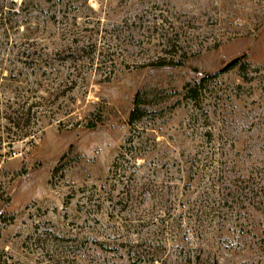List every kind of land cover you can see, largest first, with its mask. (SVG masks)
Wrapping results in <instances>:
<instances>
[{"label": "rangeland", "instance_id": "rangeland-1", "mask_svg": "<svg viewBox=\"0 0 264 264\" xmlns=\"http://www.w3.org/2000/svg\"><path fill=\"white\" fill-rule=\"evenodd\" d=\"M170 14L180 66L129 19ZM237 60L264 0H0V264H264V67L184 95Z\"/></svg>", "mask_w": 264, "mask_h": 264}, {"label": "trees", "instance_id": "trees-1", "mask_svg": "<svg viewBox=\"0 0 264 264\" xmlns=\"http://www.w3.org/2000/svg\"><path fill=\"white\" fill-rule=\"evenodd\" d=\"M140 15H146L140 14ZM130 20L133 19V22H135V35L139 36V33L145 32L150 34L151 39H156L159 44L162 45V49L164 51H167L169 55L173 53L172 57L177 56L178 61H175V65H182L180 61V57H183L185 53H183V43H189L192 40H190V36H185V31H183L182 28V22L179 20V18L175 14H170L168 16H162L158 15L152 18L151 21H141V18H137L135 16L130 17ZM130 23V22H129ZM126 24V23H125ZM117 30H121V26L118 25L116 27ZM190 35V34H189ZM162 66V65H161ZM264 67L262 66H255L254 64L250 62H241L240 60L234 61L232 64H229L225 67L224 70L213 74L209 75L203 78H200L197 81H194L193 83L187 84L184 88V95L188 102L192 105L197 107L196 105L200 103V101L205 97V96H211L212 95V90H209L210 88V81L214 78L217 77L219 74H224L228 73V71L235 70L236 74L239 79L244 84H251L252 81H255L257 77H261V68ZM239 88V86H236L233 88V91L235 89ZM216 96V94H215ZM213 96V97H215ZM214 99V98H213ZM138 102H134V107L130 112L129 115V120L128 123L129 125L132 126V124L137 121L140 117V106L138 105ZM137 156H135L136 158ZM116 164H113L112 167L114 168ZM186 256V255H185ZM77 260V257L72 258L71 261H62V264H84L86 263L84 260L81 258L79 260V263L75 262ZM131 264H135V260L131 258ZM189 264L191 263L190 258H188Z\"/></svg>", "mask_w": 264, "mask_h": 264}, {"label": "water", "instance_id": "water-1", "mask_svg": "<svg viewBox=\"0 0 264 264\" xmlns=\"http://www.w3.org/2000/svg\"><path fill=\"white\" fill-rule=\"evenodd\" d=\"M233 62H231L230 64H232Z\"/></svg>", "mask_w": 264, "mask_h": 264}]
</instances>
